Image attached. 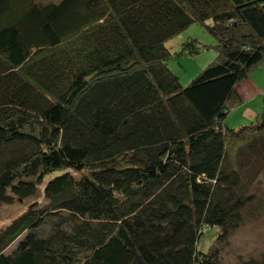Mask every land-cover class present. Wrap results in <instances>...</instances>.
<instances>
[{"label": "trees", "instance_id": "obj_1", "mask_svg": "<svg viewBox=\"0 0 264 264\" xmlns=\"http://www.w3.org/2000/svg\"><path fill=\"white\" fill-rule=\"evenodd\" d=\"M193 23L216 56L182 86L165 42ZM263 62L264 0H0V206L42 196L0 264H221L256 201L241 154L264 150L236 85Z\"/></svg>", "mask_w": 264, "mask_h": 264}, {"label": "rangeland", "instance_id": "obj_2", "mask_svg": "<svg viewBox=\"0 0 264 264\" xmlns=\"http://www.w3.org/2000/svg\"><path fill=\"white\" fill-rule=\"evenodd\" d=\"M47 2L49 0H37ZM195 39L198 45L206 46L196 55L180 53L181 46L188 40ZM216 44L215 38L200 24L193 23L185 30L165 42V47L173 53L167 61V67L178 77L182 86H186L195 78L216 56L213 47ZM241 160L251 158V163L245 167L242 164V182L246 192L252 193L256 197L253 206L247 209L253 213H246L243 224L231 235L227 246L221 249V264H241V262L251 256H258L264 251V150L250 156L241 154ZM237 167L240 164L236 165ZM254 169L257 174L252 178ZM37 198L42 201L41 191L35 197H27L19 200L14 198L10 204L0 206V229L6 227L14 218L19 216L26 206ZM255 208V209H254ZM249 212V210H248ZM257 212V213H256ZM47 224V225H46ZM46 222L40 226L39 233H46L49 229ZM214 228L207 227L199 239L200 250H207L212 243ZM14 245L10 246L6 252H11Z\"/></svg>", "mask_w": 264, "mask_h": 264}, {"label": "crops", "instance_id": "obj_3", "mask_svg": "<svg viewBox=\"0 0 264 264\" xmlns=\"http://www.w3.org/2000/svg\"><path fill=\"white\" fill-rule=\"evenodd\" d=\"M236 90L242 101L239 115L252 118L260 110L264 99V62L256 67L245 79L236 85Z\"/></svg>", "mask_w": 264, "mask_h": 264}]
</instances>
